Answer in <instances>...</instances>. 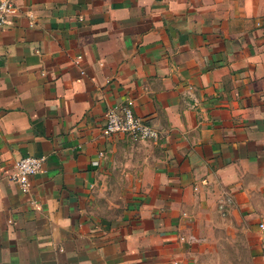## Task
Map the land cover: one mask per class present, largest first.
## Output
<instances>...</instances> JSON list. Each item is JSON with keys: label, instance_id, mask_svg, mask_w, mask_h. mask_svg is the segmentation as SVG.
<instances>
[{"label": "crops", "instance_id": "crops-1", "mask_svg": "<svg viewBox=\"0 0 264 264\" xmlns=\"http://www.w3.org/2000/svg\"><path fill=\"white\" fill-rule=\"evenodd\" d=\"M13 1L0 264H264V0ZM126 101L160 140L102 136Z\"/></svg>", "mask_w": 264, "mask_h": 264}, {"label": "built area", "instance_id": "built-area-1", "mask_svg": "<svg viewBox=\"0 0 264 264\" xmlns=\"http://www.w3.org/2000/svg\"><path fill=\"white\" fill-rule=\"evenodd\" d=\"M15 14L16 8L13 0H0V28L8 24ZM101 134L106 138L122 135L133 140L148 142H155L161 138L157 129L134 113L132 105L128 101L116 108L109 109L104 114ZM98 156L101 157L102 153H99ZM45 162L46 157L44 156H26L18 159L8 172V182L24 193L29 192L32 187V178L44 170ZM223 206L220 204L218 209L223 211Z\"/></svg>", "mask_w": 264, "mask_h": 264}]
</instances>
